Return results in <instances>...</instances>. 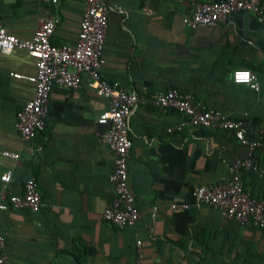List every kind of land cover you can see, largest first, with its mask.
Returning <instances> with one entry per match:
<instances>
[{
  "label": "crops",
  "instance_id": "1",
  "mask_svg": "<svg viewBox=\"0 0 264 264\" xmlns=\"http://www.w3.org/2000/svg\"><path fill=\"white\" fill-rule=\"evenodd\" d=\"M108 1L123 12L108 15L100 73L139 98L129 116L128 185L140 217L121 228L102 218L113 197L114 166L97 117L109 99L85 76L76 89L54 85L43 131L23 141L16 112L31 98L32 84L11 73L33 74L35 58L18 48L0 52V175L12 171L0 192L22 194L34 175L44 202L39 211L0 208L5 257L10 264H135L140 239L142 264H264V229L227 219L192 195L196 185L226 182L246 147L220 129L187 125L169 132L182 114L151 102L156 92L176 88L228 117L249 119L255 136L264 125V24L245 11L221 23H183L197 2L220 0ZM84 6V0H0V14L20 38H31L41 19L54 16L51 42L60 45L76 40ZM236 69L255 73L258 87L235 83ZM253 157L260 163L264 146ZM241 174L248 194L263 197L264 178Z\"/></svg>",
  "mask_w": 264,
  "mask_h": 264
},
{
  "label": "built area",
  "instance_id": "2",
  "mask_svg": "<svg viewBox=\"0 0 264 264\" xmlns=\"http://www.w3.org/2000/svg\"><path fill=\"white\" fill-rule=\"evenodd\" d=\"M84 5L76 40L60 45L51 42L58 23L54 16L41 19L31 38H20L3 24L0 14V52L8 54L18 48L35 58L33 74L11 73L13 77L25 78L32 84L31 98L16 112L15 126L23 141L32 142L43 131L54 85L76 89L82 85L85 76L89 88L109 99L108 107L97 117V122L106 126L103 139L112 152L114 166L109 174L113 197L105 206L102 218L121 228L134 225L140 217L134 194L128 185V160L133 146L129 134V116L139 98L135 91L126 90L118 81L104 79L100 73L108 15L112 9L121 13L123 8L110 5L108 0H84ZM238 11L249 12L257 23L264 24V0L200 1L182 20L188 26L210 25L224 22L229 15ZM244 73L247 74V79L240 78ZM231 78L235 83L258 87L257 76L250 70H233ZM151 102L182 114L180 122L174 127H168L169 132L187 125L220 129L230 132L246 147V156L238 157L232 162V174L226 182L211 186L196 185L192 189V195L198 203L216 208L227 219L264 229V196L261 199L250 197L244 190L241 176L243 170H253L264 177V163H258L253 157L255 149L264 146V125L259 127L255 136H251L249 119L228 117L195 101L191 93L176 88L156 92ZM1 154L19 158L18 152L4 150ZM11 177V169H7L0 175V181L6 186ZM0 198L1 209L14 207L39 211L44 204L34 175L25 179L22 194L1 191ZM178 206L186 207L172 205L173 208ZM136 245L135 264H142V241L137 239ZM4 246L5 238L0 233V264H10L3 253Z\"/></svg>",
  "mask_w": 264,
  "mask_h": 264
},
{
  "label": "trees",
  "instance_id": "3",
  "mask_svg": "<svg viewBox=\"0 0 264 264\" xmlns=\"http://www.w3.org/2000/svg\"><path fill=\"white\" fill-rule=\"evenodd\" d=\"M254 160H255V158H254ZM261 162H260V164L261 163H264V159H262V160H260ZM250 171H253V170H250ZM264 178V177H263ZM244 190L247 192V190L245 189V186H244ZM250 195V194H249ZM264 196V195H263ZM250 197H252L251 195H250ZM252 198H254V197H252ZM262 198V197H261ZM261 198H255V199H261Z\"/></svg>",
  "mask_w": 264,
  "mask_h": 264
},
{
  "label": "snow or ice",
  "instance_id": "4",
  "mask_svg": "<svg viewBox=\"0 0 264 264\" xmlns=\"http://www.w3.org/2000/svg\"><path fill=\"white\" fill-rule=\"evenodd\" d=\"M241 79H247V74L246 73H244V74H241V77H240Z\"/></svg>",
  "mask_w": 264,
  "mask_h": 264
}]
</instances>
